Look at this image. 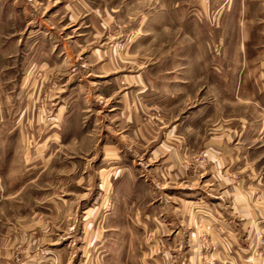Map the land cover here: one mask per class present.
<instances>
[{
  "label": "rangeland",
  "instance_id": "1",
  "mask_svg": "<svg viewBox=\"0 0 264 264\" xmlns=\"http://www.w3.org/2000/svg\"><path fill=\"white\" fill-rule=\"evenodd\" d=\"M128 102L162 139L121 133ZM179 190L247 222L239 253L264 264V0H0V264H235Z\"/></svg>",
  "mask_w": 264,
  "mask_h": 264
},
{
  "label": "crops",
  "instance_id": "2",
  "mask_svg": "<svg viewBox=\"0 0 264 264\" xmlns=\"http://www.w3.org/2000/svg\"><path fill=\"white\" fill-rule=\"evenodd\" d=\"M60 6H63V5L60 4ZM109 69L110 70L114 69V71H116L118 69V67L111 65ZM142 71L143 70L139 71V73H136L137 75H132V76L128 75V76L134 80L136 79L135 81L138 83L139 87L145 88L144 85L146 84V78H147V74L149 73V71L148 72L147 71L142 72ZM119 104H120L119 102L114 103L113 104L114 108L118 107ZM177 105H178V102H174V104L171 103L166 109H164V111H166L168 113L166 117H168L170 120H171L172 113H173L172 110H174V108H176ZM145 110H147V107H145V105L143 103H141V106L138 104L136 106V103L134 104L133 102H128L125 106L126 115L123 119L120 118L118 124L123 125L124 129L121 133H125V136L127 138H129V139L138 138L139 140H142V142H144V143L145 142L152 143V138H154L155 140L158 138H160V139L163 138V129H162V126L158 127L157 124H155V123L150 124L152 122H148L147 112H145ZM152 110H154V109H152ZM114 111H116V110L114 109L112 111H109V113H111V117L112 116L119 117V115H117L119 113H113ZM184 114L182 116L183 118L190 116L189 113H187L185 115ZM174 122H175L174 125H172L170 130L167 131V133H166V134H168V137L173 136V133L175 132V128L180 124L179 119L174 121ZM162 146H163V143H161V145L157 146L156 149H154V151H152V154H154L156 156L157 155H160V156L164 155V153H162V151H160V149H162ZM227 148L230 149L229 147H220V150L225 151V155H226V153L230 154V155L235 154V153L232 154L230 152V150H228V152H227L226 151ZM168 149H170V148H168ZM172 149H174V148L172 147ZM235 161H237V160H235ZM234 164L237 165L236 162H234ZM140 184L144 189V194H142V197H140V203L143 205L144 212H145L146 216H147V214H150V215H152V217L154 216L157 219V217L161 215V216H163V219L165 220L164 225L160 224L161 225L160 228L164 229V231H165L164 233H166L167 235H172V234L174 235V233H176V235L182 234L181 230H179L178 228H176L177 229L176 230L175 227L173 226L174 225V217H172L171 214L169 213V209L165 205L166 203L163 204L164 203L163 201H165V202H167V201L164 200L163 198H161L160 196H156L157 195L155 193L156 189H154V185L152 184V182L140 180ZM178 194L179 195L181 194V195L180 196H174L173 195L172 197H175V198L177 197V199L179 201L184 200L183 203H186V204H188L189 202H190V204H196L197 203V205H201V206L196 207V209H199L201 207L200 209L206 211V215L204 212H201V213L192 212V216H190V218L192 217L191 221H192V219L196 218L197 222H200V221L207 222L208 221L207 216H212V217H210V219L217 220V221H219V224H220L219 228L211 229V232H213V234H215V235H216V233L224 234L222 232L224 230L226 231V233L230 234L233 231V239H232V243L230 245L233 247L232 249H234L235 251L237 250L236 255L234 257V262H235V264H248L249 263V261L245 260L243 255L240 254L244 250L245 245L243 246L242 243H239L240 232L242 230L246 229L247 226H245V224H247V222L243 223L239 226H236V224L234 223L235 220H234L233 216H231V214H230L231 212L230 211L226 212L225 209L223 210L220 206V203H219L220 200L216 199L212 195L204 194L203 197H199L200 195H198V194H200V193H196L195 190H190V191L187 190L186 192L181 190ZM196 199H198L199 202L194 203V201ZM201 201H204V202H201ZM208 203L210 206L208 205ZM214 205H216L218 208L220 207L219 208L220 210L219 211H217L216 209L212 210L213 208H211V206L214 207ZM148 209H150V210L147 212ZM257 221H259V220H257ZM225 222L227 224H225ZM261 222H263V221H261ZM250 225L252 226V222ZM227 228H229V229H227ZM190 231H192V230H190ZM192 233H195V230H194V232L192 231ZM170 240L173 243L171 242L170 244H168L169 246L176 244L175 243V241H176L175 237H173V240L171 237ZM186 241L187 240L185 239L184 244H186ZM218 244H220L218 248L225 251L223 245L221 243H218ZM239 251H240V253H239Z\"/></svg>",
  "mask_w": 264,
  "mask_h": 264
}]
</instances>
